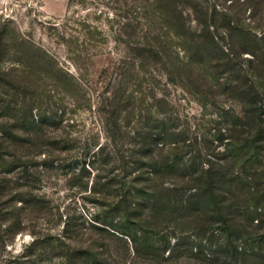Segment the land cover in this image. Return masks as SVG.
<instances>
[{
	"label": "trees",
	"instance_id": "16d2710c",
	"mask_svg": "<svg viewBox=\"0 0 264 264\" xmlns=\"http://www.w3.org/2000/svg\"><path fill=\"white\" fill-rule=\"evenodd\" d=\"M132 2L142 19L124 22L119 35L141 76L137 96L118 88L105 99L113 149L101 144L89 161L96 169L90 193L103 199L99 210L88 226L63 220L60 235L30 229L34 237L16 262L177 264L186 253L194 264H264V32L215 6L202 10L194 0ZM2 40L0 54L11 52L20 68H0V158L6 170L19 166L27 177L34 155L55 156L69 144L45 131L62 120L44 105L46 87L62 98L79 89L45 50L23 38ZM156 70L204 106L217 96L231 102L202 143L176 122L165 97L146 101L143 79ZM81 170L90 173L84 163ZM116 177L119 191L111 195ZM14 191L9 234L46 211L43 196ZM190 234L196 243L184 241Z\"/></svg>",
	"mask_w": 264,
	"mask_h": 264
},
{
	"label": "rangeland",
	"instance_id": "374dc122",
	"mask_svg": "<svg viewBox=\"0 0 264 264\" xmlns=\"http://www.w3.org/2000/svg\"><path fill=\"white\" fill-rule=\"evenodd\" d=\"M194 1L202 10L215 6L231 14L233 19L244 20L254 31L264 32V0L259 4H246L244 0ZM137 19L142 17H139L132 0H0L2 41L12 44L14 39L23 38L34 49L45 50L62 70L76 79L79 89L75 96L63 98L51 86H47L45 91L47 93V88L50 89L44 105L62 115L60 124L46 126L45 131L66 137L69 142L67 148L56 152L55 156L48 157L45 153L34 155V165L27 177L19 166L6 170L0 158V264H18L15 256L34 237L30 229L49 230L60 235L63 220L71 218L88 226L93 214L99 210L103 199H97L98 194L90 193L96 181V169L89 166V161L99 145L108 144L113 149L108 137L111 129L106 124L105 99L118 88L121 92L131 91L133 96L138 94L135 84L141 75L133 68L124 40L126 36L119 35L124 22ZM245 56L250 54L245 53ZM11 58V52L0 54V68L6 70L13 65L20 68ZM142 86L148 97L146 101H150L153 95L170 101L176 122L188 126L190 139L199 143L209 135L214 119L226 118L223 109L231 104L223 96H217L204 106L180 86L168 83L158 70L152 76L147 74ZM20 97L21 94L19 101ZM46 147L52 149L51 146ZM128 147L131 145L123 146L124 149ZM83 163L89 174L82 173ZM118 170L116 168L115 171ZM119 183L116 177L110 184L111 195L119 191ZM10 189H31L44 197L46 207L43 218L31 223L23 219L14 234L7 231V218L12 208L8 201ZM184 241L194 244L197 240L190 234ZM135 264L151 263L138 259ZM177 264L194 263L184 253Z\"/></svg>",
	"mask_w": 264,
	"mask_h": 264
}]
</instances>
